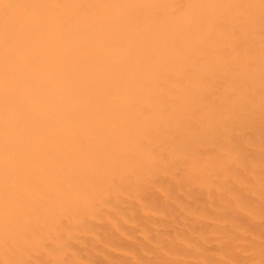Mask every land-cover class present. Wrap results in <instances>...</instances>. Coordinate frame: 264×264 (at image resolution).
<instances>
[{"label": "bare ground", "instance_id": "6f19581e", "mask_svg": "<svg viewBox=\"0 0 264 264\" xmlns=\"http://www.w3.org/2000/svg\"><path fill=\"white\" fill-rule=\"evenodd\" d=\"M0 264H264V0H0Z\"/></svg>", "mask_w": 264, "mask_h": 264}]
</instances>
